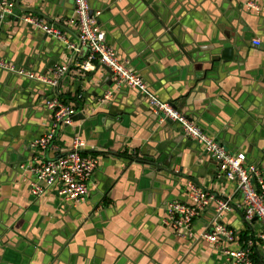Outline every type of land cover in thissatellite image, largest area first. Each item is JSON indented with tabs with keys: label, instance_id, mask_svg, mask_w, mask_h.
<instances>
[{
	"label": "crops",
	"instance_id": "obj_1",
	"mask_svg": "<svg viewBox=\"0 0 264 264\" xmlns=\"http://www.w3.org/2000/svg\"><path fill=\"white\" fill-rule=\"evenodd\" d=\"M247 1L89 3L107 43L161 101L264 169V0H251L258 13L247 10ZM73 14V0H19L15 17L0 26V58L40 75H49L53 63L69 69L57 87L0 71V264H232L224 251L241 250L261 230L259 221L245 219L237 184L221 180L202 147L178 124L160 123L137 91L123 87L108 105L99 104L114 88L112 75L100 64L82 68L87 51L67 24ZM29 15L60 29L76 50L25 24ZM229 50L231 58L215 63L210 78L194 68ZM54 98L79 105L86 122L61 127L49 150L39 153L31 144L51 128L45 101ZM75 136L86 142L83 154L100 161L87 199L71 205L53 189L34 196V177L22 166L67 154ZM148 143L161 165L171 161L182 175L173 179L178 184L128 158ZM189 181L228 203L220 222L235 232V243L214 246L201 238L214 226L217 202L189 235L164 225L168 203L186 201ZM252 260L264 264V247L253 249Z\"/></svg>",
	"mask_w": 264,
	"mask_h": 264
},
{
	"label": "built area",
	"instance_id": "obj_2",
	"mask_svg": "<svg viewBox=\"0 0 264 264\" xmlns=\"http://www.w3.org/2000/svg\"><path fill=\"white\" fill-rule=\"evenodd\" d=\"M19 0H0V26L10 17H15ZM74 14L68 20V26L76 28L79 33L81 47L87 51V57L82 65L84 71H89L95 64H100L112 71L114 88L107 92L99 104L108 105L114 98L116 91L123 87L137 91L147 101L152 113L160 123L173 122L178 124L187 140L202 147L206 155L212 159L219 170L221 180L236 183L242 195V211L248 221L258 218L261 230L257 237L247 246L237 251H224V255L232 264H254L253 249L259 245L264 247V169L256 164H249L244 153L233 154L222 146L214 137L204 132L200 126L180 113L173 105L161 101L150 89L145 79L135 73L128 62L122 61L113 47L107 43L106 34L99 28L97 21L91 15L89 0H73ZM247 10L259 12V7L248 0ZM25 24L47 34L56 41L76 50L74 44L65 37L63 32L50 25L37 15H29L22 20ZM0 71H5L19 78L57 87L59 81L65 77L69 69L66 65H54L49 75H40L32 71L18 69L15 65L0 58ZM46 109L51 113L52 126L41 137L32 141L34 151L45 153L55 142L61 127H71L73 118L77 115L76 106L64 103L60 98L45 101ZM86 142L75 136L72 138L67 154L53 160L39 161L34 165H24L22 170L33 175L30 184L32 194L43 196L49 190H57L58 196L66 203L76 205L89 196V186L100 161L92 156L83 154ZM183 194L186 201L172 202L163 220L166 227L178 235L191 233L194 222L213 203L217 202L218 215L213 228L204 233L201 238L208 243L219 246L222 241L235 243L237 236L220 220L228 211L229 205L224 200L219 202L209 190L198 187L189 181L184 186Z\"/></svg>",
	"mask_w": 264,
	"mask_h": 264
},
{
	"label": "water",
	"instance_id": "obj_3",
	"mask_svg": "<svg viewBox=\"0 0 264 264\" xmlns=\"http://www.w3.org/2000/svg\"><path fill=\"white\" fill-rule=\"evenodd\" d=\"M91 15H93V13L91 12ZM229 55H228V54ZM230 53H231V50L229 51H224L223 54L221 55H218L217 57H213V58H208V59H205L202 61V63H206V64H196V65H202L204 66L203 68L202 67H196L195 65V69L196 70H206V76L209 77V75H211V73L214 72L215 70V66L214 64L216 63H219V64H222L224 60H227V59H230ZM212 62V64H211ZM55 65V63H53ZM53 65V66H54ZM52 66V67H53ZM107 71L110 73V75H113L112 74V71L110 69L107 68ZM15 77H18V76H15ZM211 77V76H210ZM209 77V78H210ZM105 95V94H104ZM104 95H102L100 98H102ZM73 121L74 122H86V116L84 115V113H79L77 114L74 118H73ZM171 123V122H169ZM161 147V146H160ZM166 148V147H165ZM156 149L153 145V143H148L146 145V147H144L143 149H137L135 150L132 154H134L133 156H129L128 158L130 160H135L134 156H137V157H142L143 159L141 160H135L138 162V164L140 165H143V166H148L152 171H154L155 173H161V172H164L165 174H167L168 176L171 177V180L172 182H175L176 184L179 183L178 180L174 181L173 179L175 178H181L182 175L180 174H176L173 170H172V167H171V161L167 162L166 164L161 165L160 163V160H159V157L158 155L155 154V152H152V150ZM160 151V150H159ZM172 159V158H171ZM182 195H183V192H182ZM175 201H184V199H180V197L178 198H175L173 199L172 201H170L168 204L172 203V202H175ZM253 221H258V218H255ZM252 222V221H251ZM6 246H9L8 243H1V247L4 248L5 245ZM8 254V252H7Z\"/></svg>",
	"mask_w": 264,
	"mask_h": 264
},
{
	"label": "trees",
	"instance_id": "obj_4",
	"mask_svg": "<svg viewBox=\"0 0 264 264\" xmlns=\"http://www.w3.org/2000/svg\"><path fill=\"white\" fill-rule=\"evenodd\" d=\"M61 99V98H60ZM64 101V103H69L67 100H63ZM77 108H79V105L77 106ZM134 158H135V160H141V159H143L142 157H137V156H134Z\"/></svg>",
	"mask_w": 264,
	"mask_h": 264
}]
</instances>
